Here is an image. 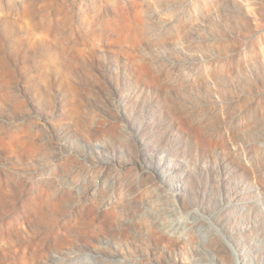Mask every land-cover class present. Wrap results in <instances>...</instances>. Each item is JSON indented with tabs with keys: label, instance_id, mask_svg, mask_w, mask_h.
Instances as JSON below:
<instances>
[{
	"label": "rangeland",
	"instance_id": "374dc122",
	"mask_svg": "<svg viewBox=\"0 0 264 264\" xmlns=\"http://www.w3.org/2000/svg\"><path fill=\"white\" fill-rule=\"evenodd\" d=\"M0 264H264V0H0Z\"/></svg>",
	"mask_w": 264,
	"mask_h": 264
}]
</instances>
